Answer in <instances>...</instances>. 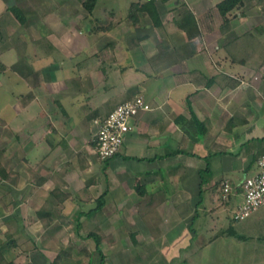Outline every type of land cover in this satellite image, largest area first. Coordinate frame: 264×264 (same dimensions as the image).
I'll use <instances>...</instances> for the list:
<instances>
[{
	"label": "crops",
	"instance_id": "1",
	"mask_svg": "<svg viewBox=\"0 0 264 264\" xmlns=\"http://www.w3.org/2000/svg\"><path fill=\"white\" fill-rule=\"evenodd\" d=\"M74 1L82 8H67L53 20L57 28L41 35L38 24L28 34L48 55H35L39 60L29 66L31 72L2 62L4 71L23 76L26 87L18 94L23 103L16 106L15 119L2 121L12 134L3 158H16L18 166L14 173L1 164L8 177L0 187L18 197L6 203L5 193L0 197L7 213L2 264L14 262L9 257L22 241L31 245L20 253L32 264H166L198 237L194 225L201 213L216 229L209 245L225 232L230 250L238 245L237 251L264 253V237L250 233L252 223L233 221L243 201L241 184L257 172V158L264 156V61L246 63L230 44L252 31L244 21L259 13L243 9L244 2L223 16L217 6L222 0H154L158 25L147 12L131 24L126 13L119 24H93L88 37L79 24L91 25L93 10L89 14L83 0L62 4ZM25 2L18 5L24 15L35 5L22 7ZM256 5L264 9V1ZM4 19L0 15L1 40ZM15 40L0 42L7 45L0 57ZM98 44V59L92 62L85 54ZM56 53L69 61L57 62ZM136 95L151 110L131 118L119 151L100 160L93 142L99 121ZM205 166L209 172L201 184ZM223 179L231 184L226 200ZM217 200L230 213L220 229ZM207 222L201 227L208 228ZM260 223L264 226V216ZM21 232L25 239L20 240Z\"/></svg>",
	"mask_w": 264,
	"mask_h": 264
},
{
	"label": "rangeland",
	"instance_id": "2",
	"mask_svg": "<svg viewBox=\"0 0 264 264\" xmlns=\"http://www.w3.org/2000/svg\"><path fill=\"white\" fill-rule=\"evenodd\" d=\"M22 0H0V15L4 19V22L1 23V28L5 34V37L2 41H7L10 43L12 40H15L16 37L19 35L21 40H15L14 47L11 50H7L1 57H0V163L2 164L5 162L7 165V169L13 170L14 173H16L18 170V166L15 164L16 158H9L8 160H5L2 155V148L6 146L7 137L12 140V134L8 133L6 129L2 126V121L6 120H12L14 118V114L16 111V106L23 103V99L18 98V94L20 92H23L25 87V80H23V76H20L19 74L13 72L11 69L8 71H4L3 63L8 64L9 62H15L14 67L18 71L24 70V67L28 66L27 69L30 70V72L33 69H30L29 66L32 63H36L39 59L35 58V55H38V57H48L46 54L47 49L40 44L39 42H34L33 39H30L28 34L33 32L38 24H40L37 28L38 32L43 35L46 32L51 31V29L57 28V26H51L53 24V20L55 18H58L60 20V17L63 15V12L67 11L66 9L70 7H76V8H82V6L74 1L72 3L73 5H67L68 3L62 4V2L67 0H25L27 2H34V7H28L27 2L25 4H22L23 7H28V12L25 15V18L27 20L25 21V24H20L18 21L15 20V17H12L7 12V6L10 5H19ZM138 1H144V0H96L95 6L93 8V14L92 16L96 18V20L93 21L92 17H90V24L88 25V21H82L79 24V27L82 31H84V35L88 36L89 28L91 29L92 25H100L102 22L103 24H106L107 22H112L113 24H119V19L125 16V14H128L129 6L133 2ZM264 0H243L244 7L243 9H250L251 11L255 13H259V17L255 18H248L246 21H244V24L247 28L252 29L249 30L248 33H245L241 37H239L237 40H234L231 42L230 46L233 48L234 55L237 57H244L246 60V63L258 65L261 61H264V36H260L262 33H264V9H260V5L257 6V3L263 2ZM171 3V2H170ZM37 4V5H36ZM69 6V7H68ZM263 7V4H262ZM36 10V11H35ZM38 11V12H37ZM250 11V12H251ZM6 12V13H5ZM113 12L114 14L111 15ZM38 13V14H37ZM85 13V11H84ZM5 14L8 15V17L5 16ZM40 17V18H39ZM97 19L99 22H97ZM41 20V21H40ZM75 21L73 20V23ZM71 23V24H73ZM101 23V24H102ZM35 35V34H31ZM111 33L107 38H112ZM130 36V34H129ZM131 38V37H130ZM88 39V38H87ZM105 38H101L103 40ZM128 40L129 38L126 37L125 43L128 46ZM101 43V42H99ZM123 44V43H122ZM7 46L6 44L2 45L0 44V52L3 49V47ZM101 47V44L95 45V47H92L86 52V58L88 57L90 61L94 62L98 58L97 50H99ZM102 49V48H101ZM116 50V49H115ZM54 57H56L57 62H68V58H62V56L59 53L52 54ZM31 58V59H30ZM97 58V59H96ZM108 62L107 60L105 61ZM102 68H105L106 65H102ZM108 72V69L105 68ZM103 71V70H102ZM49 72V71H47ZM54 73V72H52ZM56 75V72L54 73ZM53 74V75H54ZM57 76V75H56ZM25 91V90H24ZM14 142V141H12ZM12 178H14V175H11ZM0 185H3L2 180H0ZM1 193H5V197L3 196V200L6 203L8 200L14 199L17 200L18 197L15 192H11V190H7L5 188L0 187V197ZM13 199V201H14ZM218 204V208L221 213V220L222 222L217 223V229H220L222 226H220L221 223H224L226 221V216L230 215L229 212L223 211L222 209L224 206L221 205V202L219 200L216 201ZM13 206V204H12ZM2 203H0V240H4L5 237L1 233L4 226L3 220L6 216V211H2ZM16 207V206H15ZM14 207V208H15ZM12 208V207H11ZM10 208V209H11ZM264 216V205L260 206L259 209L251 214L248 218L244 219V221H248L249 223H252L254 230H252L250 233L255 235V237L263 238L264 237V226L262 225H256V223H260L261 217ZM203 220H208V228H202L203 226ZM243 220V219H242ZM212 220L207 216L205 219L203 217V213H201L200 219H196L195 221V229L198 233V237L194 239L190 244L187 246V248L184 249L183 253L177 257H172V259H169L166 264H264V253H253L251 249L248 251H237V247L233 246V249L230 250L228 243H229V236L222 234V238L220 241L217 242L214 245H209L210 237L214 234L215 230H211L210 227L213 222ZM235 222H238L239 220H233ZM206 223V222H205ZM200 224V225H199ZM261 224V223H260ZM202 226V227H201ZM201 227V229H200ZM253 229V228H252ZM29 230H25L24 234H26ZM202 233V234H201ZM21 232L20 240L25 239ZM27 235V234H26ZM252 241V240H251ZM222 242V243H220ZM201 243V244H199ZM224 243V244H223ZM21 246L19 249H14V255H11L10 260L12 261L14 259V262L12 261V264H32L31 257L26 255H22L20 252H24V250H28L31 246L29 242H21ZM252 242H249L247 245L249 248H251ZM200 246V248H199ZM217 247L220 248V251H217ZM247 247V248H248ZM21 250V251H18ZM128 254V251L124 253V256L126 257ZM186 254V255H185ZM215 255L216 260L211 261V256ZM13 258V259H12ZM17 258V259H16ZM185 258V260L183 259ZM241 259V260H240ZM2 264V263H1ZM6 264V263H4ZM128 264H140L138 260L128 262Z\"/></svg>",
	"mask_w": 264,
	"mask_h": 264
},
{
	"label": "built area",
	"instance_id": "3",
	"mask_svg": "<svg viewBox=\"0 0 264 264\" xmlns=\"http://www.w3.org/2000/svg\"><path fill=\"white\" fill-rule=\"evenodd\" d=\"M151 110L143 96L136 95L132 100L117 105L104 119L99 121L94 137L97 157L106 161L113 157L124 143L130 130L129 121L140 112ZM257 172L246 177L241 185L243 201L233 214L234 220H242L264 205V156L257 159ZM221 198L226 200L231 189L228 179L221 181Z\"/></svg>",
	"mask_w": 264,
	"mask_h": 264
},
{
	"label": "trees",
	"instance_id": "4",
	"mask_svg": "<svg viewBox=\"0 0 264 264\" xmlns=\"http://www.w3.org/2000/svg\"><path fill=\"white\" fill-rule=\"evenodd\" d=\"M95 2H96V0H83L82 1V5L88 11L89 14L92 12V10L95 6ZM242 4H243V0H222L221 2L218 3L217 6H218L220 13L224 16L227 13H229L231 10L242 6ZM7 10H9L12 13V15L15 17V19L19 23H21V24L25 23V21H26L25 15L18 5L14 4V5L7 6ZM143 12L148 13V15L152 19V22L154 25L159 24V16H158V13H157L156 8L154 6V0H147L143 3H138V2L131 3V5L129 6V11H128L126 19L129 23L135 25L141 21ZM102 27L103 26H99V27L97 26L96 28L100 29ZM110 28H111V26L109 24L106 27V29H110ZM1 39H2V33L0 31V40ZM208 172H209V169L207 166H205V168H203L200 171L201 184H203L204 178L208 176ZM7 177H8V172L0 163V180L6 179ZM201 190L202 189H200V193H201ZM99 201L102 204L103 196L100 197ZM37 216L40 218L43 216V214L41 212H38ZM98 246H99V239L96 240L95 247H96L97 252L99 254H101V251L99 250ZM2 262H3V258L0 259V264Z\"/></svg>",
	"mask_w": 264,
	"mask_h": 264
}]
</instances>
